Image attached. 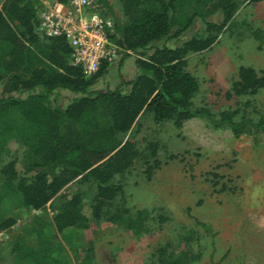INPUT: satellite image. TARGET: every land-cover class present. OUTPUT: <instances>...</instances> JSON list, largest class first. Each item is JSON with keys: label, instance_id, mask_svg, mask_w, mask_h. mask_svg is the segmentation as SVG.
I'll return each mask as SVG.
<instances>
[{"label": "trees", "instance_id": "obj_1", "mask_svg": "<svg viewBox=\"0 0 264 264\" xmlns=\"http://www.w3.org/2000/svg\"><path fill=\"white\" fill-rule=\"evenodd\" d=\"M43 1L53 5L69 0ZM262 1L117 0L120 17H116L110 0H98L99 14L114 21L111 38L125 51L118 63L131 54L137 56L132 80L99 89L94 87L108 72V64L85 77L79 67L69 64L70 47L63 37L37 34L45 7L42 0H0V232L10 230L17 217L47 209L69 246L70 237L91 222L124 221L126 231L149 232L147 222L155 220L157 210L132 211L119 204L132 168L141 163L142 174L151 180L162 165L160 144L149 141L141 148L136 139L139 117L145 114L152 115L155 124L171 122L177 129L203 119L215 130L228 129L235 138L264 139L263 116L254 121L240 109L214 113L196 108L193 98L199 84L187 71L188 57L211 50L245 2ZM215 15L219 22L208 20ZM195 20L203 24V33L176 45ZM253 35L261 40L264 31ZM263 75L240 66L227 98L255 96L264 88ZM62 92L71 95L63 107L57 104ZM11 142L22 151L8 159V150L3 154ZM71 185L75 192L63 194ZM15 207L16 217L6 214ZM7 243L28 264H69L58 238L46 236L40 228ZM194 258L189 250L175 253L161 248L152 264H188Z\"/></svg>", "mask_w": 264, "mask_h": 264}, {"label": "rangeland", "instance_id": "obj_2", "mask_svg": "<svg viewBox=\"0 0 264 264\" xmlns=\"http://www.w3.org/2000/svg\"><path fill=\"white\" fill-rule=\"evenodd\" d=\"M110 3L120 17L117 0ZM208 20L220 21L218 15ZM203 28L201 21L195 20L176 45L201 35ZM256 31H264V1L245 2L211 50L188 57L187 71L199 84L193 98L196 108L214 113L240 109L254 121L264 117V88L255 96L227 98L240 66L254 69L258 76L264 74V35L256 40ZM136 57L131 54L120 64L109 66L94 88L111 89L132 80L137 73ZM70 98L69 93L62 92L57 104L66 106ZM139 119L135 132L139 146L158 142L162 165L151 180L142 174L141 163L132 168L123 182L124 196L119 204L132 211L157 210L155 220L147 222L149 232L138 235L126 231L124 221L91 222L70 237L71 247L58 234L52 212L47 209L17 217L11 239L40 228L46 236L58 238L69 264H152L161 248L175 253L189 250L197 258L187 259L191 261L188 264H264V139L235 138L228 129L215 130L203 119L190 120L180 129L171 122L155 124L150 114ZM6 147L3 155L8 150V159L22 151L13 142ZM75 190L71 185L63 194ZM16 212L18 207L6 214L16 217ZM187 235L191 236L186 241ZM0 264L28 262L6 243L0 248Z\"/></svg>", "mask_w": 264, "mask_h": 264}, {"label": "built area", "instance_id": "obj_3", "mask_svg": "<svg viewBox=\"0 0 264 264\" xmlns=\"http://www.w3.org/2000/svg\"><path fill=\"white\" fill-rule=\"evenodd\" d=\"M39 14L37 34L63 37L70 47L69 64L79 67L85 77L95 75L103 64H116L125 51L111 36L112 18L98 12V0H69L67 4H46ZM128 54H131L128 52ZM32 211L31 213H36ZM11 230L0 232V248L11 239Z\"/></svg>", "mask_w": 264, "mask_h": 264}]
</instances>
